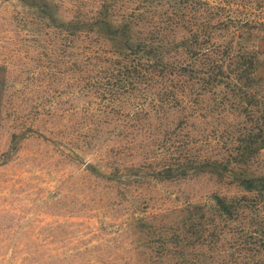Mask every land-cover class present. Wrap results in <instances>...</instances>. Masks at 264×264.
I'll return each mask as SVG.
<instances>
[{"label": "rangeland", "instance_id": "374dc122", "mask_svg": "<svg viewBox=\"0 0 264 264\" xmlns=\"http://www.w3.org/2000/svg\"><path fill=\"white\" fill-rule=\"evenodd\" d=\"M0 264H264V0H0Z\"/></svg>", "mask_w": 264, "mask_h": 264}]
</instances>
